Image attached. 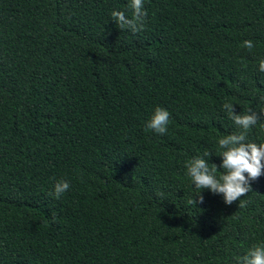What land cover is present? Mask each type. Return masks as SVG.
<instances>
[{"label": "trees", "instance_id": "1", "mask_svg": "<svg viewBox=\"0 0 264 264\" xmlns=\"http://www.w3.org/2000/svg\"><path fill=\"white\" fill-rule=\"evenodd\" d=\"M129 2L0 0V264H237L264 242V175L246 208H189L185 167L208 151L222 172L224 103L264 108V0H145L135 35L111 20ZM157 106L165 135L144 130Z\"/></svg>", "mask_w": 264, "mask_h": 264}, {"label": "clouds", "instance_id": "2", "mask_svg": "<svg viewBox=\"0 0 264 264\" xmlns=\"http://www.w3.org/2000/svg\"><path fill=\"white\" fill-rule=\"evenodd\" d=\"M144 3L145 0H130L128 7L131 9V17L124 11L113 10L111 20L120 30H127L133 35L142 32L147 17ZM242 46L251 51L254 44L251 40H244ZM258 70L264 72V60L259 62ZM261 100L264 101V97H261ZM234 106L227 102L222 105L223 110L240 131L218 139V156L221 157L219 169H222L220 175H216L217 165L208 162L207 158L213 154L208 151H205L203 156L193 157L185 164L186 175L190 178L195 193L187 200L189 208L203 204L204 197L201 194L203 190L222 195L225 205H232L238 201L239 208H246L250 201L242 198L252 192V182L264 175V143L258 144L248 140L250 130L260 122L261 117H264V108L258 113L249 107L244 113L237 114ZM170 122V113L165 108L157 106L146 121L144 130L165 135ZM260 127L264 129V123H261ZM69 189L68 181L59 180L49 195L59 199ZM236 260L237 264H264V242L254 245L245 255L236 257Z\"/></svg>", "mask_w": 264, "mask_h": 264}]
</instances>
